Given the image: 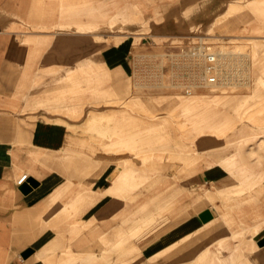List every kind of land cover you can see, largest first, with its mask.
Wrapping results in <instances>:
<instances>
[{"label": "crops", "instance_id": "1", "mask_svg": "<svg viewBox=\"0 0 264 264\" xmlns=\"http://www.w3.org/2000/svg\"><path fill=\"white\" fill-rule=\"evenodd\" d=\"M233 29L264 34V0H0V264H264V158L158 151L135 126L107 146L104 124L70 113L74 36Z\"/></svg>", "mask_w": 264, "mask_h": 264}, {"label": "rangeland", "instance_id": "2", "mask_svg": "<svg viewBox=\"0 0 264 264\" xmlns=\"http://www.w3.org/2000/svg\"><path fill=\"white\" fill-rule=\"evenodd\" d=\"M77 37L74 36L73 42V72L67 75L72 87L70 113L73 117L88 115L90 133L97 132L98 123L99 128L104 124L107 146L119 144V138L112 135L121 125V129L136 127L140 136L135 142L152 145L158 151L167 147L178 151L183 147L189 156L185 147L194 145L201 158L212 157V151L237 155L239 164H244L246 157L264 158L263 33L245 34L233 29L229 36L212 39L200 35L190 43L125 34L88 33L83 42L76 40L80 39ZM203 44L209 50L227 48L237 52L230 68V80L239 82V86L213 90L214 86L202 85V77L196 75L194 65L176 64V54ZM81 50L87 52V58L81 57ZM118 65L121 71H117ZM188 88L193 92L189 93ZM64 108L58 107L57 112H67ZM97 117L105 118L98 121ZM121 117L125 121H120ZM146 130L151 135L141 137ZM212 131L222 142L213 148ZM200 189L202 205L212 204L207 187L201 185ZM202 232L201 256L204 257L212 247V229ZM236 243L240 247V241Z\"/></svg>", "mask_w": 264, "mask_h": 264}, {"label": "bare ground", "instance_id": "3", "mask_svg": "<svg viewBox=\"0 0 264 264\" xmlns=\"http://www.w3.org/2000/svg\"><path fill=\"white\" fill-rule=\"evenodd\" d=\"M209 49H210V47H208L205 44L199 46L198 48L196 47L195 49L194 48L191 50L186 49L182 53H178L175 55L176 64L181 65V64L191 63L192 65H194V67L196 69V75L202 77V81H203L204 85L214 86L212 88L213 90H216L220 87H226L228 85L239 86L240 85L239 82H236V81L234 82V81L230 80V79H232L231 73H230V68L235 61L234 55L237 54V52L234 51L233 49H227V48H223V49H219V50H209ZM210 55H214V58H215V62H214L215 71H214V73L217 74L216 75L217 79L215 81H211L209 78V76H210V74H209V57H210ZM237 56H239V55H237ZM237 59H239V58H237ZM241 67H242V65H241ZM235 68H237V67H235ZM224 77H227L228 80L224 81V79H223ZM189 85L192 86L193 84L191 83ZM188 90L190 93L193 92L191 88H188ZM261 141H262V139H261Z\"/></svg>", "mask_w": 264, "mask_h": 264}, {"label": "built area", "instance_id": "4", "mask_svg": "<svg viewBox=\"0 0 264 264\" xmlns=\"http://www.w3.org/2000/svg\"><path fill=\"white\" fill-rule=\"evenodd\" d=\"M214 62H215L214 55H210L209 57V74H210L209 78L211 81H215L217 79L216 75L214 74V71H215ZM27 177H28L27 174L23 175L20 179V182L22 183Z\"/></svg>", "mask_w": 264, "mask_h": 264}, {"label": "water", "instance_id": "5", "mask_svg": "<svg viewBox=\"0 0 264 264\" xmlns=\"http://www.w3.org/2000/svg\"><path fill=\"white\" fill-rule=\"evenodd\" d=\"M201 216L205 221H208L209 219L212 218V211L210 209H206L205 211L202 212ZM260 243L263 244L264 239L260 241Z\"/></svg>", "mask_w": 264, "mask_h": 264}]
</instances>
